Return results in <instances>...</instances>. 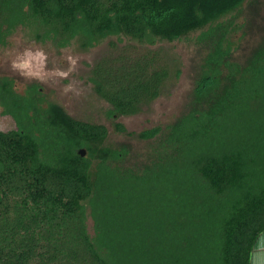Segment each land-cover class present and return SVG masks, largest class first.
Segmentation results:
<instances>
[{
    "label": "trees",
    "instance_id": "trees-1",
    "mask_svg": "<svg viewBox=\"0 0 264 264\" xmlns=\"http://www.w3.org/2000/svg\"><path fill=\"white\" fill-rule=\"evenodd\" d=\"M247 1L0 0V47L18 28L66 47L135 43L91 71L113 116L139 114L180 74L147 46L192 40L198 54L192 107L144 163L70 118L41 128L40 153L23 128L0 133V264H250L264 232V40L241 54Z\"/></svg>",
    "mask_w": 264,
    "mask_h": 264
},
{
    "label": "rangeland",
    "instance_id": "rangeland-1",
    "mask_svg": "<svg viewBox=\"0 0 264 264\" xmlns=\"http://www.w3.org/2000/svg\"><path fill=\"white\" fill-rule=\"evenodd\" d=\"M240 17L248 22L240 51L245 55L252 51V46L264 40V0H248ZM40 34L36 36L26 29L18 28L7 38V44L0 47V75L12 79L15 90L24 94L29 85H37L46 100L72 120L104 126L108 132L104 146L124 152L123 162L126 165L144 163L157 150L169 126L192 107L198 57L192 40L147 46L152 50L162 48L167 58L176 62L180 74L173 76L159 96L143 106L139 114L113 116L109 105L93 90L91 71L100 60L115 57L117 51L126 44L132 47L135 43L120 42L112 37L93 48L84 49L77 40L72 41L70 46H59L58 42L45 39L43 32ZM147 48L137 47V51L143 54ZM4 122L5 127L11 125L10 121ZM17 123V128L19 125L21 129L22 125ZM119 125L123 131L117 129ZM153 129H160L153 138H140L142 133ZM86 229L91 236L93 229L89 215Z\"/></svg>",
    "mask_w": 264,
    "mask_h": 264
},
{
    "label": "flooded vegetation",
    "instance_id": "flooded-vegetation-1",
    "mask_svg": "<svg viewBox=\"0 0 264 264\" xmlns=\"http://www.w3.org/2000/svg\"><path fill=\"white\" fill-rule=\"evenodd\" d=\"M15 89L12 79L0 75V119L2 121L0 133L19 134L23 128L21 131L23 139L40 153L41 138L46 135L43 134L41 128L49 127L54 121V115L59 120L68 117L55 104L46 100L42 89H38L37 85H29L25 94ZM18 118L23 127L17 132ZM5 120L10 121L11 125L5 127ZM83 150L81 157L87 155V150ZM79 151L80 149L78 153Z\"/></svg>",
    "mask_w": 264,
    "mask_h": 264
},
{
    "label": "crops",
    "instance_id": "crops-1",
    "mask_svg": "<svg viewBox=\"0 0 264 264\" xmlns=\"http://www.w3.org/2000/svg\"><path fill=\"white\" fill-rule=\"evenodd\" d=\"M250 264H264V232L255 241Z\"/></svg>",
    "mask_w": 264,
    "mask_h": 264
},
{
    "label": "water",
    "instance_id": "water-1",
    "mask_svg": "<svg viewBox=\"0 0 264 264\" xmlns=\"http://www.w3.org/2000/svg\"><path fill=\"white\" fill-rule=\"evenodd\" d=\"M17 124H18V123H17ZM18 128H19V125H18ZM18 128H17V132H18ZM19 129H20V128H19ZM79 153H80V155H82V154L84 153V150H83V148H82V149H80Z\"/></svg>",
    "mask_w": 264,
    "mask_h": 264
}]
</instances>
